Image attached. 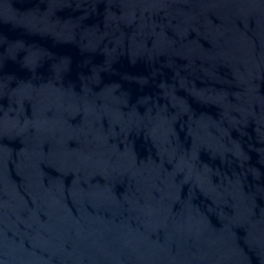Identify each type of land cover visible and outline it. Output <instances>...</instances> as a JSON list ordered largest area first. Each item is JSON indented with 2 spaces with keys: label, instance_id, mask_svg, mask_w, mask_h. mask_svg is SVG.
I'll return each instance as SVG.
<instances>
[{
  "label": "water",
  "instance_id": "obj_1",
  "mask_svg": "<svg viewBox=\"0 0 264 264\" xmlns=\"http://www.w3.org/2000/svg\"><path fill=\"white\" fill-rule=\"evenodd\" d=\"M0 264H264V0H0Z\"/></svg>",
  "mask_w": 264,
  "mask_h": 264
}]
</instances>
